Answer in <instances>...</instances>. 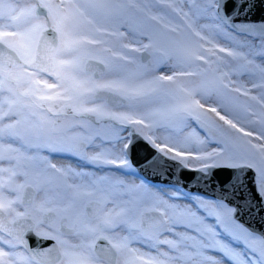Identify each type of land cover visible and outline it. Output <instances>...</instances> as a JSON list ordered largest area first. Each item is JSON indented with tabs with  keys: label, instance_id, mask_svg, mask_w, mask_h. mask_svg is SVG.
<instances>
[{
	"label": "snow or ice",
	"instance_id": "obj_1",
	"mask_svg": "<svg viewBox=\"0 0 264 264\" xmlns=\"http://www.w3.org/2000/svg\"><path fill=\"white\" fill-rule=\"evenodd\" d=\"M258 5L0 0V264H264L241 219L264 218ZM141 141L232 178L153 190L128 179Z\"/></svg>",
	"mask_w": 264,
	"mask_h": 264
},
{
	"label": "water",
	"instance_id": "obj_2",
	"mask_svg": "<svg viewBox=\"0 0 264 264\" xmlns=\"http://www.w3.org/2000/svg\"><path fill=\"white\" fill-rule=\"evenodd\" d=\"M264 10V5H258L253 11L251 16L253 22L259 24L264 22V11L260 13L258 10ZM257 16L259 18L257 20ZM155 157V159H153ZM147 161H152L147 163ZM131 162L137 169V172L148 182L166 185H178L180 188L199 195L212 196L218 193L217 183L225 184L231 178L232 174L229 170L217 169L216 175L208 180L201 177V173L197 171H191L189 169L181 167L176 162L171 160H164L154 148H151L146 142L134 143L131 153ZM249 187L251 184L249 183ZM242 222L254 229L264 230V218L258 215L252 214L249 216L245 213L242 216ZM29 246H36V238L30 237ZM53 241L42 240L40 244L43 247H47L53 244Z\"/></svg>",
	"mask_w": 264,
	"mask_h": 264
},
{
	"label": "rangeland",
	"instance_id": "obj_3",
	"mask_svg": "<svg viewBox=\"0 0 264 264\" xmlns=\"http://www.w3.org/2000/svg\"><path fill=\"white\" fill-rule=\"evenodd\" d=\"M127 171L133 173V175L128 177V179L133 180L136 183L144 182L147 185L151 186L154 190H157V188L155 189L153 187L152 183H150V182H148L146 180H143L142 178H139L136 175H134V173L138 174L137 171H136V168L134 166L131 169H127ZM158 189H162V190H164L166 192H169L170 194L175 195V196H180L181 193H185V194H188V195H199V194L190 193V192H188V191H186V190H184V189H182L180 187H175V186L159 185ZM175 189H178V191H174Z\"/></svg>",
	"mask_w": 264,
	"mask_h": 264
},
{
	"label": "bare ground",
	"instance_id": "obj_4",
	"mask_svg": "<svg viewBox=\"0 0 264 264\" xmlns=\"http://www.w3.org/2000/svg\"><path fill=\"white\" fill-rule=\"evenodd\" d=\"M258 11H260V13L261 12H263L262 11V9L261 10H258ZM255 16H250V19L251 20H253V18H254ZM259 20V18H258V16H257V20L256 21H258ZM58 164H67V163H69L68 161H56ZM132 165H133V163H132ZM73 167H75L76 165H72ZM136 171H137V169H136ZM138 173V172H137ZM134 175H136L137 177H139V178H142L143 180H145L139 173L138 174H136V173H134ZM151 183V182H150ZM153 184V187L156 189H158V186L159 185H166V184H157V183H152ZM166 186H175V187H180V186H178V185H166ZM154 190V189H153Z\"/></svg>",
	"mask_w": 264,
	"mask_h": 264
}]
</instances>
